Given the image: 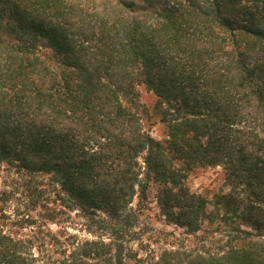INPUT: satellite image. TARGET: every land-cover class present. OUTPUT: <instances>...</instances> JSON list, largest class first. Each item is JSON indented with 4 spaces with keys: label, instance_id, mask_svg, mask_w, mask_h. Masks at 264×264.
<instances>
[{
    "label": "trees",
    "instance_id": "trees-1",
    "mask_svg": "<svg viewBox=\"0 0 264 264\" xmlns=\"http://www.w3.org/2000/svg\"><path fill=\"white\" fill-rule=\"evenodd\" d=\"M2 165L48 176L111 237L49 231L36 253L0 226V264H144L125 239L153 189L168 224L231 228L221 252L165 249L157 264H264V0H0ZM217 167L231 192L215 217L188 180Z\"/></svg>",
    "mask_w": 264,
    "mask_h": 264
},
{
    "label": "rangeland",
    "instance_id": "rangeland-1",
    "mask_svg": "<svg viewBox=\"0 0 264 264\" xmlns=\"http://www.w3.org/2000/svg\"><path fill=\"white\" fill-rule=\"evenodd\" d=\"M140 1L144 0H136L138 3ZM138 91V112L144 118L145 129L158 139L165 138L166 128L160 122L158 98L145 86L139 87ZM50 183L48 176L30 175L8 165H2L0 226L16 238L34 239L36 253L38 250L47 249L44 243L50 241L49 231L56 237L62 236L60 234H69L81 240L92 239L94 236L110 240L111 236L107 232L89 229V221L78 210L66 208L67 202L63 193ZM188 186L192 192L208 198L209 209L217 213L215 217L221 213L213 203L215 195L231 192L226 172L222 167L196 171L189 177ZM156 194V189L151 190L150 202L138 219L136 233L125 239L138 259L144 260V264H157L159 256L165 249L217 253L227 247L231 228L225 225L220 217L213 224H206L201 232L190 235L185 229L168 224L157 205ZM133 208H138V200L134 202ZM51 214H55L56 219H52Z\"/></svg>",
    "mask_w": 264,
    "mask_h": 264
}]
</instances>
